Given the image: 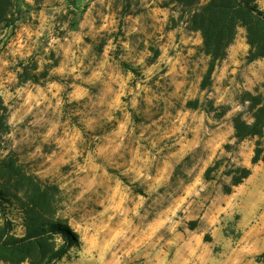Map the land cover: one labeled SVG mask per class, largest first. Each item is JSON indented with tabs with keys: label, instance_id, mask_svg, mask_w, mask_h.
<instances>
[{
	"label": "rangeland",
	"instance_id": "rangeland-1",
	"mask_svg": "<svg viewBox=\"0 0 264 264\" xmlns=\"http://www.w3.org/2000/svg\"><path fill=\"white\" fill-rule=\"evenodd\" d=\"M186 19L171 0H12L0 161L50 187L78 234L56 264H264V162L233 128L264 98V48L240 22L209 73ZM237 166L250 174L225 192ZM27 182L7 207L16 236Z\"/></svg>",
	"mask_w": 264,
	"mask_h": 264
},
{
	"label": "trees",
	"instance_id": "trees-1",
	"mask_svg": "<svg viewBox=\"0 0 264 264\" xmlns=\"http://www.w3.org/2000/svg\"><path fill=\"white\" fill-rule=\"evenodd\" d=\"M187 16L186 22L191 30L200 31L203 48L210 56L209 73L215 63L224 59L226 49L234 39L236 28L243 22L247 29V40L251 48L258 44L264 48V12L257 10L249 0H171ZM12 0H0V23L5 21ZM263 52V51H262ZM259 51L250 52L248 60L261 56ZM252 121L248 122L240 114L233 120L234 136L240 141L256 137V147L252 163L264 162V98L258 95L250 105ZM7 107L0 97V128L5 127ZM212 167L206 171L209 176ZM250 174V169L237 166L230 171V186L238 185ZM209 178V177H208ZM23 179V197L20 204L25 233L13 234V222L8 217L7 207L12 200H20L19 189L14 188ZM54 195L50 187L26 174L9 158L0 161V261L5 264H56L67 254L72 246L79 244L78 234L62 219L55 217ZM262 258V259H259ZM264 262V254L258 256Z\"/></svg>",
	"mask_w": 264,
	"mask_h": 264
}]
</instances>
